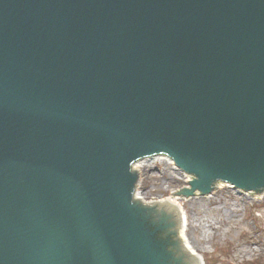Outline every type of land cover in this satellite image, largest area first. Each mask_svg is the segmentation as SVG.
<instances>
[{"label":"water","instance_id":"95a60500","mask_svg":"<svg viewBox=\"0 0 264 264\" xmlns=\"http://www.w3.org/2000/svg\"><path fill=\"white\" fill-rule=\"evenodd\" d=\"M161 152L264 188V0H0V264H200Z\"/></svg>","mask_w":264,"mask_h":264},{"label":"rangeland","instance_id":"374dc122","mask_svg":"<svg viewBox=\"0 0 264 264\" xmlns=\"http://www.w3.org/2000/svg\"><path fill=\"white\" fill-rule=\"evenodd\" d=\"M141 176L139 194L145 203L187 188L185 174L167 161L149 164ZM240 190L223 186L199 194L180 192L187 240L206 264H264V194L254 197Z\"/></svg>","mask_w":264,"mask_h":264},{"label":"bare ground","instance_id":"6f19581e","mask_svg":"<svg viewBox=\"0 0 264 264\" xmlns=\"http://www.w3.org/2000/svg\"><path fill=\"white\" fill-rule=\"evenodd\" d=\"M160 159H163V160H169V158L168 157H165V156H160ZM170 161V160H169ZM185 177V179H186V181H187V185L188 184H190V182H191V180H192V178H193V176H191L190 174L188 175V174H186V176H184ZM222 181H218V185H217V188H223V186H227V187H232V188H236V187H234V185L233 184H231V183H228V182H226V181H223L222 183H221ZM187 188H189V186L187 187ZM216 188V189H217ZM241 190L240 191H243V192H245V193H247V194H249V195H251V196H254V197H257V195L258 196H260V195H263L264 194V188H262L261 190H259V191H256V189L255 188H248V189H242V188H240ZM138 194H139V192H138ZM196 194H198V192H196ZM180 195H182L180 192L178 193V192H174L173 193V195H171V196H169L168 198H166V199H157V200H166V201H171V202H173V203H176V204H178V208H179V212H180V219H181V221H182V225H180V226H176V228H177V230L179 231V233H180V235H181V237H182V239H183V242H185V244H186V247H187V249H188V252H190L191 253V255L193 256L194 254L195 255H199V263L200 264H206L205 262H204V259H203V257L198 253V252H196V250L194 249V247H192V245H191V243H190V241H188L187 240V236H186V226H187V222H188V219H187V215H186V212H185V210H184V208H182L181 206H180V204H179V202H178V199H179V197H180ZM136 198H138V199H140L139 198V196L137 195V193H136ZM157 200H155V201H157ZM144 203H145V201L144 200H142ZM147 206H150V207H152V201L151 202H146L145 203ZM197 253V254H196Z\"/></svg>","mask_w":264,"mask_h":264}]
</instances>
